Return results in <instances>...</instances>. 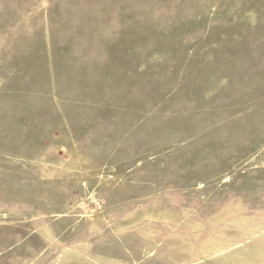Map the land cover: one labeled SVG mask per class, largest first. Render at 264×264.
Segmentation results:
<instances>
[{
  "label": "rangeland",
  "instance_id": "1",
  "mask_svg": "<svg viewBox=\"0 0 264 264\" xmlns=\"http://www.w3.org/2000/svg\"><path fill=\"white\" fill-rule=\"evenodd\" d=\"M0 264H264V0H0Z\"/></svg>",
  "mask_w": 264,
  "mask_h": 264
}]
</instances>
